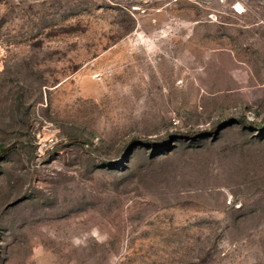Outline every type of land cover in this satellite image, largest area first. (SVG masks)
I'll return each instance as SVG.
<instances>
[{"label":"rangeland","instance_id":"1","mask_svg":"<svg viewBox=\"0 0 264 264\" xmlns=\"http://www.w3.org/2000/svg\"><path fill=\"white\" fill-rule=\"evenodd\" d=\"M0 264H264L262 0H0Z\"/></svg>","mask_w":264,"mask_h":264},{"label":"crops","instance_id":"2","mask_svg":"<svg viewBox=\"0 0 264 264\" xmlns=\"http://www.w3.org/2000/svg\"><path fill=\"white\" fill-rule=\"evenodd\" d=\"M263 1V3H264V0H262Z\"/></svg>","mask_w":264,"mask_h":264}]
</instances>
